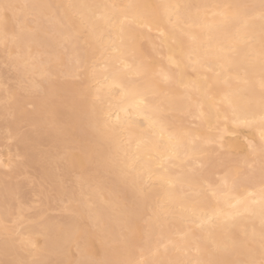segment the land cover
I'll return each mask as SVG.
<instances>
[{
    "label": "snow or ice",
    "instance_id": "snow-or-ice-1",
    "mask_svg": "<svg viewBox=\"0 0 264 264\" xmlns=\"http://www.w3.org/2000/svg\"><path fill=\"white\" fill-rule=\"evenodd\" d=\"M201 7L209 6L138 3L136 0L123 3H0L6 60L21 58L20 53L26 49L27 60L46 69L48 86L42 87L41 82L33 81L28 95L39 93L35 98L40 101L41 116L64 142L58 154V163L68 173L66 181L62 180L60 185L62 202L66 201L67 209L73 214H86L95 219L98 228L105 231L102 210L88 193L110 187L112 197L106 201L107 208L118 212L125 224L117 238L123 258L103 262L85 260L82 264H264V24L258 51L251 48L255 38L248 33L251 20L258 16L264 22V0L259 4L210 6L219 10L213 17L220 15L227 22L224 40L215 45L213 37L202 38L203 30L211 25L201 21L199 12L195 16L191 13L193 8L199 10ZM15 10H21L24 23L10 34L9 13ZM153 26L162 38L161 48L167 47L168 51L159 59L144 60L139 57L134 30L147 28L150 32ZM194 28H200L201 33L198 35ZM245 49H251L245 62L236 65L234 57ZM97 52L105 59L104 70L109 71L111 65L122 77L110 90L119 92L118 96L105 99L101 95ZM69 56L77 69L76 81L79 85H88L76 87L70 98L57 91L59 76L54 70ZM193 61L206 73H212L217 83L225 85L224 89H216L207 83L210 77L204 76L205 86L197 88L200 94L193 101L200 109L198 118H205L203 109L207 106L208 114L214 112L217 118L223 113L225 121L230 120L235 126L234 132L241 126L258 125L260 142L258 145L249 143V156L242 164L213 159L206 164L203 158L197 157L195 161H186L189 166L195 165L188 173H171L169 166L180 159L191 133L183 126L182 106L173 108L163 103L161 97L169 95L174 78ZM234 71L243 72L246 77L259 73L258 97L248 88H231L230 74ZM12 99L35 107L32 100ZM68 99L81 113L79 123L71 131L57 122L55 114V106ZM129 100L148 121L142 131H135L139 121L120 118L121 106ZM162 145H166L163 152L160 151ZM257 163L258 199L254 192L234 195L251 186ZM214 166L223 170V174L215 183L207 182L200 170ZM153 182L159 184L163 197L160 192L151 191ZM74 184L79 185V196ZM221 203L224 207H220ZM254 204L259 206V233L253 227L251 232L244 229L241 235L234 231L235 221L246 214L254 215ZM142 206L151 208L155 217L156 223L150 230L141 223ZM204 208L210 211H201ZM23 213V204L18 213H5L0 236L6 249L10 243L29 251L35 248L32 238L25 235ZM177 213L190 225L181 235L184 243L179 247L171 240L163 242L165 224L162 221ZM217 235L223 239V247ZM153 237L156 239L154 246L150 243ZM189 250L203 258L195 261L177 258L180 253L187 255ZM0 264L48 262L42 259L0 260Z\"/></svg>",
    "mask_w": 264,
    "mask_h": 264
},
{
    "label": "bare ground",
    "instance_id": "bare-ground-1",
    "mask_svg": "<svg viewBox=\"0 0 264 264\" xmlns=\"http://www.w3.org/2000/svg\"><path fill=\"white\" fill-rule=\"evenodd\" d=\"M123 3L127 2V0H0V3H10V4H41V3H51V4H67V3ZM138 3H180V4H191V5H201V6H209L207 8L201 7L199 10L193 8L191 13L193 16L199 12V16L202 22L211 25L209 29H204L203 39H207L209 36L213 37V43L217 41H223L225 38V32L227 27V22L220 15H216L213 17L214 12H218L219 10L214 9L210 6L218 5V4H227V3H248V4H259L260 0H136ZM10 19L8 21V28L10 34H12V29H19L21 25L24 23V16L21 15V10H15L14 13H9ZM19 17V19H18ZM264 22H262L257 16L253 20L250 21V27L248 28V33L255 38L254 44L251 48H254L256 51L259 49V36L261 32V27ZM194 31L199 35L201 33L200 28H194ZM3 34H4V24L0 21V52L3 50ZM134 35L137 41V47L139 49V57L148 60L153 57L159 59L161 54H167V47L161 48L162 38L159 35V31L156 27H152V31H148L147 28H137L134 30ZM145 41L142 43V41ZM2 47V48H1ZM251 49H245L240 51L235 57V64L239 65L245 62V58L248 56L249 51ZM71 55V54H70ZM3 56V55H2ZM21 58L19 59H7V61L15 68L18 76L26 77L28 76L31 79L30 86L33 85V81H38L34 76L45 75L46 69L43 68L39 63H31L27 60L26 49L20 53ZM70 57V56H69ZM65 57V61L63 59V69L59 70L64 74V76H76L77 69L75 68L73 62L71 60L67 61ZM5 58V56H4ZM3 58V59H4ZM97 58L100 60V64L97 70V80L99 81V87L101 88V95L105 97V99L110 96H118L119 92L112 93L110 90L115 88L117 83L122 79L109 65V71H105V59L97 52ZM70 59V58H69ZM159 68L160 66L157 65ZM62 74V76H63ZM208 75L210 79L207 81L208 84H211L216 89H224L225 85L223 82L217 83L213 77L212 73H206L204 69H202L199 65H197L194 61L191 66L187 67L182 74H178L171 85V91L168 96H162L161 101L166 105H169L173 108L177 106H182V112L189 114L190 118L195 119L193 121V126L189 124L192 123L187 119H183V126L185 129L190 131L191 136L186 141L184 148L182 150V155L180 159L174 161V166H169V171L171 173H179L183 171L184 173L189 172L190 167H194L195 165H187L186 161L189 159L196 160L197 157L203 158L205 163L211 159L212 149L209 147V143L215 142L218 145V148H223L226 153L222 158L224 161H236L239 163L244 162V158L249 156V143H253L258 145L260 142V132L261 129L259 126L253 127H243L241 126L239 129H236L234 132V125L232 122L225 121L224 114L221 113L219 118H217L216 114L213 112L208 114L209 110L207 106L203 109L206 113L205 118L201 119L199 117L200 109L193 102L194 98L198 96L200 93L197 92V88H202L205 86L204 76ZM231 79V88L233 90L248 88L253 90L257 97L260 91V76L259 73L250 74L249 76H245L243 72L237 73L234 71L230 74ZM1 76V75H0ZM105 76L108 78L105 79ZM2 78V76H1ZM0 78V79H1ZM0 80V85H2ZM46 82V84L43 83ZM42 87L48 86V81L44 79L41 81ZM124 83H127L125 80ZM57 91L61 93L63 96L70 98L72 92L76 87H87V83L84 85H79L78 81L63 80L57 81ZM6 91V90H5ZM12 92V91H11ZM25 92V91H24ZM17 93H13L12 97H15ZM37 97V96H35ZM192 98V99H189ZM29 99V98H28ZM35 107L30 111L27 109H23V102L11 101L12 103L9 105L12 110V120L7 123L8 129L13 130V132L17 131L16 125L20 121H29L36 126V134H46L52 137V142H54L55 147L57 141L63 140L60 138L57 139V136H54L56 132L53 127L49 128V131L43 127V123L46 121L45 118L41 116V104L40 101L36 98H32ZM7 105V104H6ZM3 109H0V115L4 114L2 112ZM7 114V113H6ZM55 114L57 122L68 129L69 131L73 130L76 125L79 123L81 119V113L78 108H75L71 104V100L68 99L65 103H58L55 106ZM121 120L131 119L132 121H139L140 123L135 125V131H142L148 124V121L145 120L143 114L139 113L135 107L133 101L129 100L127 103L121 106L119 112ZM44 121V122H43ZM47 123V122H45ZM44 123V124H45ZM48 125V124H47ZM46 125L48 129L49 126ZM16 129V130H15ZM32 132V131H31ZM47 132L49 134H47ZM35 134V135H36ZM42 134V135H43ZM21 135V134H20ZM22 138H20V142L24 144L22 146V150L25 152L26 160L24 163H15L14 170L20 169L22 164L29 163L32 159L31 152L29 153L27 150L26 142L33 141L35 143L38 140L36 137H32V134L22 133ZM20 136V137H21ZM56 137V138H55ZM61 142V143H62ZM64 143V142H63ZM19 144V143H18ZM21 144V145H22ZM32 144V143H29ZM33 145V144H32ZM50 145V144H49ZM53 146V144H51ZM62 145V144H61ZM211 145V144H210ZM166 149V145H162L160 147V151L163 152ZM34 150V149H33ZM218 151V150H217ZM33 152V151H32ZM47 153V152H46ZM60 153V152H59ZM48 154V153H47ZM234 154V155H233ZM55 155V154H54ZM50 156V162L54 160L55 156ZM233 155V156H231ZM48 156V155H46ZM45 156V157H46ZM222 156V155H221ZM2 155H0V165L2 166H10L7 162L2 159ZM48 159V158H47ZM218 160V159H217ZM49 162V163H50ZM32 163V162H30ZM48 163V162H46ZM52 163L48 166L41 167V176L43 177H53L55 176L52 172ZM56 165V164H55ZM56 168V167H55ZM63 173L67 172L63 166ZM215 171V170H214ZM212 171V167H206L201 169L203 177L207 182L215 183L216 179L212 178L214 173ZM40 172V173H41ZM216 172V171H215ZM223 172L220 174L222 175ZM67 177V176H66ZM1 180V179H0ZM3 180V179H2ZM59 181V180H58ZM260 182V174H259V166L258 163L256 165V171L254 175V180L251 186L247 188V191H240L234 193V195H247L248 192L256 193V199L259 197V184ZM3 183V182H2ZM15 185V184H14ZM17 186V185H16ZM76 193L79 196V185L76 186ZM15 186L10 183H5L3 188L0 189V225L3 222L5 213H9V208L11 206L10 195H13L15 192ZM17 190V189H16ZM60 184L56 187L57 194L59 195ZM153 192H160L161 197H163V192L160 189L159 184L153 182V188L151 189ZM91 196L92 201L96 204L98 208L102 210V221L105 227V231H101L98 228L96 220L89 218L86 214H73L66 217H62L60 220L57 219L54 221L53 218H45L40 221L39 227H34L33 225H26L23 227L25 235H29L34 244L35 248L31 251L21 248L18 244L12 245L11 243L5 248V244L3 239L0 240V255H11L12 258L6 257L4 260H16V261H31L33 259H42L47 261L48 264H82L83 261H97L103 262L105 260H114L123 258L121 250L117 245V238H119L121 231L125 229V224L123 219L121 218L118 212L112 211L107 208L106 201L112 197V192L110 187H102L94 192L88 193ZM132 196L129 191V204H131ZM251 202V201H250ZM45 203V202H44ZM8 205V209H3L4 205ZM213 206H215L216 201L213 198L212 201ZM3 205V206H2ZM220 207H224L223 203L220 204ZM254 209V215L248 216L247 214L243 218H238L234 224V231L239 232L241 235L243 234L244 229H248L251 232L254 227L259 233V225H260V215H259V206L252 205ZM65 209V208H64ZM66 207V211H67ZM201 211L207 212L210 211L209 208H204ZM39 212V211H38ZM42 212L36 214V216H40ZM140 214L142 217L146 216L147 219L141 221L146 230H150L152 225L156 223L155 217L152 215L151 208H140ZM44 216V214H43ZM89 219L90 226L83 224V219ZM88 221V220H87ZM24 222V221H23ZM165 224V230L163 233V242L167 243L169 240L175 242L177 246H182L183 241L181 240V235L184 231L190 226L186 224L182 219L179 213L175 215V217H169L167 220L162 221ZM36 223V222H35ZM34 224V223H33ZM36 225V224H35ZM157 234H159V229H156ZM216 239L220 242L221 246H224L223 239L217 235ZM80 241V242H79ZM153 246L156 243L155 237H153L150 242ZM72 246H78V252L76 255V259L73 263L70 262L71 253L70 249ZM19 249H24L30 252L29 257L32 258H23V256L18 252ZM28 252V253H29ZM72 252V251H71ZM2 257V256H1ZM0 257V258H1ZM177 258L185 259V260H193L203 258L202 256H197L194 250L187 251V255L183 253L178 254Z\"/></svg>",
    "mask_w": 264,
    "mask_h": 264
},
{
    "label": "rangeland",
    "instance_id": "rangeland-1",
    "mask_svg": "<svg viewBox=\"0 0 264 264\" xmlns=\"http://www.w3.org/2000/svg\"><path fill=\"white\" fill-rule=\"evenodd\" d=\"M144 42L145 41L143 40L142 43ZM4 56H5L4 50H2L0 52V75L2 76V78L0 76V78L2 79L1 81L2 85H0V109H3L2 112H4V114L0 115V155L3 156L2 159L8 164H10V166L0 165V179H1L0 189L3 188L5 183H10L13 186H15L16 187L14 190L15 192L13 193V195H10L12 197H10L11 206L8 210L9 214H12L14 212L18 213L20 205L23 204L24 205L23 215L25 217L24 222H23V227H26V225H33L34 227H37V226L39 227L40 221L42 222V220H44L45 218H53L55 221L57 219L60 220L62 217H66L70 215L71 213V212L69 213V210L66 211V201L62 202L63 198L60 195H58L56 191V187L59 184L61 185V181L62 180L66 181L68 177V173L67 175L66 173H63L64 172L63 165H60L58 163V154L59 152H62L64 148V143L59 140L57 141V144L55 147L54 145L55 143L52 142L51 136L43 134V132H42L43 135L39 134V136H37V134L35 133L36 126L33 123H30L29 121H20L16 125L17 131L15 132H13V130L8 129L7 123H9L10 120H12L13 118L12 110L9 106L12 103L11 101H13L12 99L13 93L14 92L17 93L15 97H23L24 100H32V98L34 99L35 96L39 95V93H32V95H28V92L32 89V86H30L31 79L28 76L26 77L18 76L15 68L6 60V58H4ZM69 58H67V61L71 60V58L70 59ZM61 69H63L62 64L58 68L54 69L59 76L57 81H60V79L61 81L66 80V79L67 80L71 79L72 81H76L75 79L76 76L75 77L74 76H71V77L64 76V74L59 71ZM34 77L36 80L42 81L45 75L44 76L41 75L38 77L34 76ZM44 84H46V82ZM23 104H24L23 106L24 110L27 109V111L29 110L31 111L33 109V107H29L27 103H23ZM183 119L184 120L187 119L188 121L192 122L189 125L193 126V121H195V119L193 118L191 119L189 114L184 113ZM44 123H43V127L45 125L44 128L49 131V128H50L49 124L48 123L44 124ZM46 125L49 126L48 129L46 128ZM24 132L29 133L30 135L32 134V137H36L38 139L37 141L35 139V143H33V141H28L26 142V145H25L28 148L27 151L29 153L31 152L32 159L30 162L32 163L27 162L25 163V165L22 164L20 169L16 170L15 168L14 170L13 166L15 163L21 164V163H24L26 160L25 152L22 150L23 149L22 146L24 144L20 142L21 140L20 138H22L21 135ZM47 134L49 133L47 132ZM55 135L57 136L56 132L54 133V136ZM57 139H58V136H57ZM29 143H32L33 145ZM51 144H53V146ZM209 147L213 150L211 153L212 155L211 159L213 160L218 159L217 161L223 160L222 158L224 157V154L226 153V151L223 148H218V145L215 142L209 143ZM53 155L55 157H51V158H54V160L50 162L49 157ZM49 162L52 163L51 165L53 168L52 172L55 176L43 177L41 176L42 174L41 167L43 168L44 166L45 167L48 166L47 168H49V165H50ZM212 171H214L212 178L214 177L215 179L218 176H220V174L223 172V170H221L218 166L212 167ZM72 179L75 180V176H73ZM73 186L75 187V189L77 188L76 187L77 184H74ZM3 207H4L3 209L5 208L8 209V205L6 204ZM40 212H42L41 215L36 216V214H39ZM145 219H147L146 216L143 217V220ZM143 220L142 222H144ZM82 221L84 225L88 224L87 226H90L89 219L85 218ZM0 240H2V236H0ZM18 252L23 256V258H25L26 256H27L26 258H32L31 256L29 257L30 252L27 250L19 249ZM77 252H78V246H72V248L70 249V253L72 256L70 258V262L72 261L71 263L75 261ZM0 257H1L0 260H4L6 259V257L8 259V258H12L13 256L0 255Z\"/></svg>",
    "mask_w": 264,
    "mask_h": 264
}]
</instances>
